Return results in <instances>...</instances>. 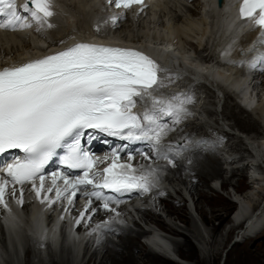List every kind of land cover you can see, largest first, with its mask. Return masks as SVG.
Wrapping results in <instances>:
<instances>
[{"label": "snow or ice", "instance_id": "6c2138e0", "mask_svg": "<svg viewBox=\"0 0 264 264\" xmlns=\"http://www.w3.org/2000/svg\"><path fill=\"white\" fill-rule=\"evenodd\" d=\"M106 4L125 10L136 5L139 12L147 7L146 0H106ZM55 8L54 0H24L19 8L16 0H0V17L4 18L0 29H31L47 39L44 33L57 28ZM239 16L261 30L250 49L255 55L226 62L264 72V0H242ZM121 19L123 13L98 21L95 30L106 34L103 25L110 22L115 28ZM52 43L64 47L0 68V155L13 150L20 153L11 162H0V208L8 213L5 224L14 226L10 201L23 206L27 186L49 210L61 203L63 213H70L82 195L86 203L74 223L89 227L87 234H96L99 248L118 232L117 224L124 223L118 220L123 215L118 211L122 197L152 192L169 166L175 168L178 160L192 165L204 153L215 154L225 138L183 133L179 126L193 116L189 106L195 103L194 88L190 85L186 91L163 94L162 88L183 79L184 74L163 67L145 52L85 41ZM231 48L222 56L228 57ZM240 53L244 55L243 48ZM137 99L145 103L143 113L133 112ZM173 132L182 134V142L165 143ZM97 134L126 143L112 149L110 157H94L83 147V140ZM130 144L144 148L129 151ZM121 152L127 154L124 163L118 162ZM136 155L144 162L133 164ZM54 157L63 168L80 171L75 176L62 169L53 171L50 183L46 182L45 168ZM109 159L106 167L97 168ZM156 194L165 193L159 190ZM95 202L99 207L93 206ZM101 208L112 215L91 227L90 221Z\"/></svg>", "mask_w": 264, "mask_h": 264}, {"label": "bare ground", "instance_id": "6f19581e", "mask_svg": "<svg viewBox=\"0 0 264 264\" xmlns=\"http://www.w3.org/2000/svg\"><path fill=\"white\" fill-rule=\"evenodd\" d=\"M184 1L186 3H189L191 0H184ZM56 2L60 9L59 11L58 10H55V11L60 12V13L61 12L65 13V15L63 13L62 15L64 16L65 23H66V31L68 33L65 34V32L59 31L58 26H57V28L53 30H49L46 33H44V35L47 37V39H44L41 37L40 34H38L37 32L31 29L23 30V31H12V30L0 29V67L10 66L14 63L24 62L26 61L28 56L36 55L38 54L39 51H43L47 48L57 47L61 45L59 43H52L53 40L58 42L63 39L66 41V43H68L70 39H72L73 37L74 38H88L89 36H97V37H100V39H102V37L111 35L115 38V40L118 43H127L129 45H136L137 47H140L141 50L143 51H146V52L151 51V54L154 55V57L158 59V61L163 62L164 65L167 66V68L171 69L173 72L179 71L181 73L184 72L187 74L189 73V69L192 68V70L197 76L201 72L205 74L207 73V75L209 76L207 79L209 85L218 89V91L223 96H225L227 92L228 94L226 97L230 100V102L233 101L231 97H237L238 99L237 102L242 103L246 109L250 108L251 113H252L251 115L254 114L255 116L254 118H252V116L250 115L251 118L254 120L251 123H249V124H252L250 129H246V125H247V122H246V124L243 123L244 131H242L240 130V127H238L236 124L238 121L237 115L232 114V113L230 114V112H228L229 111L228 105L227 106L225 105V109H226L225 118L230 119V120H233V119L236 120V122L233 121L234 123L232 126L237 127L239 132H241L242 134H245L251 131H256L258 133L260 132L257 126H258V121L260 123V126H261V123H263L264 121V93L261 95V98L257 99L259 96V93L254 92V90L252 89L250 90V87L251 86L254 87L256 85L257 83L256 78H258V76L261 74V71L259 69H255V70L251 69L248 67L247 64L243 67H240V66H233L226 62L227 59L248 60L250 59V56H254L255 53H250V49H252L253 46L255 45L257 38L260 36V31L258 29L249 31L251 30L250 25L246 26L244 25V23L235 24L234 13L229 8V4H231L232 0H225L226 4L225 6H223L222 11H219L221 9L217 10L214 7H212L209 4V2H207V0H196L195 2H190L191 6L184 4L180 2L179 0L177 1L176 0H147L146 1L147 7L145 8L143 12L136 11L130 14L123 13V19L120 20V22L117 24L115 28L111 26L110 22L107 25H103L106 34H99L96 32L95 30L96 22L102 21V20H108L109 17L121 13V12L113 11L111 8H109L108 5L106 4V0H73V2H71V0H56ZM22 4L23 3L18 2V7ZM71 6L72 7L74 6V9L80 12L82 16L84 28H87L86 29L87 31L85 32V34H80L78 29L75 27L74 20H73V13L70 12L68 9V7H71ZM181 6L185 7L186 12L193 13L194 16L201 17L203 15V18L200 20V17H199L198 23L194 21H190L188 22L189 23L188 26L185 25V26L177 27L175 28V30H173L174 29L173 27L168 25L166 28V35H163V34L160 35V31H158V28L164 27V25H167L169 23V18H170L169 14H172L173 12L180 13L178 9H183ZM192 6L198 9V12L194 8H192ZM155 8H158V9H155ZM168 9H170V11ZM3 19H4L3 17H0V20H3ZM54 23H56L57 25L56 20H54ZM133 26L136 27L135 28L136 31L132 30V28H134ZM70 28H76V30L70 31ZM193 32H195L196 35ZM190 42L193 45L191 47L196 51V54H197L196 59H193L194 57L190 59L185 58V53L188 52V50H186V45L187 43H190ZM218 42H221V45L218 46V49L216 52H218V56L221 62L214 61L213 59V56H215L214 54L212 55V57L208 56L207 58L201 53V52H205V50L207 49L210 50V48H212V52L215 51L216 50L215 48ZM229 45H232L231 53L232 52L233 53L231 57L226 58L222 56V53L225 51V49L228 48ZM256 47H257V51H259L260 50L259 46H256ZM241 48L244 49L243 56L240 53ZM201 59L204 60V64L203 63L201 64L202 62ZM189 60L191 61V63H188L190 62ZM211 60H212V63H211ZM192 63H196V64H192ZM182 81L183 79L178 80L175 83L168 84L169 89L172 86L173 87L175 86V88L178 89L180 87L178 84H180V82ZM261 84L264 85V82H261ZM205 87L206 86H204L203 92H202V88L201 87L199 88L200 92L204 94L205 96L199 98L200 104H198L197 102L198 105L196 104L193 109V111L198 112L199 115H201L199 111L203 109V106H204V102H203L204 99H208L209 101L212 100V103L214 105V110H215V106L217 102L218 103L220 102V99L218 98H216L217 99V102H216L213 99L215 94L208 87L206 88ZM163 90L165 91V88L161 89V91ZM236 106L233 105V107H236ZM223 107L224 106H222L221 111ZM212 112L213 111L211 110L208 111L210 115H212ZM203 113L204 111H202V115ZM192 117H194V115ZM207 118L209 119V117ZM196 120H198V118H196L195 121ZM217 120L218 118L216 119V122ZM191 124H194V123L191 122L190 118L188 122H184L182 127H185V129L186 128L187 129L186 131H183V133H195L196 127L199 128V126H202V124L204 123H201V122L198 124L196 123L195 126L194 125L192 126ZM190 125L191 127H189ZM204 126H207V125H204ZM210 127L212 126H209V128ZM174 133H177V132L169 133V135L167 136L168 138L165 137V143L172 142V141H179V140H176L177 138L175 139ZM217 134L219 136H223L225 139L228 138L227 135H224V134L222 135L219 132H217ZM256 134L254 136H256ZM260 134L264 135V129L262 133ZM176 136L181 137V133H177ZM200 136H207V135L201 134L197 137H200ZM241 138H243L245 142L246 140L248 141L246 142L247 145L245 146V144L239 140L241 145H244V147L241 146L242 151L246 153L247 155L249 154V156L251 157L249 158L251 159V166H253L254 170L255 168L261 170L259 171L258 176L257 175L254 176L255 178L252 175L250 177L252 180L257 181L255 183L258 185V189L260 190V191L258 190L259 193L256 194L258 196V200H257V196H256V200H255V197H253L254 199H252L253 192L250 194H245V196L243 197L244 199L238 198L237 200L238 209L236 208L235 212H233L234 219H239L240 222H242L243 220L242 222L243 226L241 230L246 228L245 232L247 230L248 232H251L256 226L258 227L264 223V204L263 205L261 204L263 203L261 200H263V197H264V160H263L264 155L262 154L264 149H259V147H256L253 142L248 140V138H245L243 136H241ZM226 147L227 146H225V148ZM139 148H144V145H141ZM230 148H228L230 152L228 151L226 152L222 150L223 154L221 158L216 157V153L219 154V152H221L220 151L221 149H217L213 157H210L212 156L211 153L209 154L204 153L199 157V159L195 160L192 165H188L187 163L183 162L184 160H178L177 166L175 168H171L169 166V172L171 171L173 174H175L176 177H178L181 181H183L184 187L186 190H188L190 197L192 196L194 197L195 195L198 194L202 199H204L202 196L203 194L199 193L198 186L199 184H204L205 186L206 185L208 186L207 178L211 177L214 174H217L215 173V169H214L215 168L214 165H216V162L217 163L222 162L223 165L224 164L229 165V167H227L229 171L226 173H228L231 177L234 176L236 172L245 170L244 163H243L244 155L242 154V156H239L237 154L238 151L236 150L231 151ZM120 156H121L120 163H124L127 161L126 153H120ZM138 156L140 155H136V157ZM142 162H144L143 158L140 159L139 163H137L135 160L132 161V163L135 165H139ZM158 163L166 164V161H159ZM185 172L186 174L187 172L190 173V174H187V176H189V180L182 179ZM170 177L173 179V175L170 176L167 173L166 175L163 176L162 179H164L168 183H173L174 181ZM210 183H211L210 187L208 188L210 190H213L214 189L213 185L216 184V179L215 181H210ZM28 188L29 186L26 187V190ZM159 190H160L159 187L157 189H154L152 191L153 196L148 197L149 199L155 198L152 201L153 203H155V201H157L159 204L163 203L164 209L168 213L170 209H172L174 206H177V205L179 206V203H175L174 201H170V203H164L163 202L164 198L162 197V195L156 194ZM163 191H166V189H163ZM136 196L138 198H145L139 194H136ZM148 198L146 197V199ZM135 199L136 198H134L133 201H135ZM193 200L194 199L192 198V201ZM259 200L261 201L260 204L262 206L259 207L260 208L259 212L255 214L257 207L260 205L258 203ZM157 202L156 204H158ZM63 203L67 204V201H64ZM85 203L86 201L80 204L77 198L75 200L74 205L72 206V211L70 213H63L61 203L58 202L55 206H53L51 210H49L46 207V205H42V204L38 205L36 203H33L32 197L29 195H25V203L23 206H19L15 204L14 201H10L12 211L14 212L15 214L14 216L16 217L15 225L12 226L14 228L20 227L18 225V223H20V219L22 220V222H25V224H27V221L30 218H31L32 226L33 225L36 226V221H34L33 219L35 216H37L38 219L42 218L40 221L46 227L44 231H42L41 228L38 229V232L41 235H45L43 236L44 238L52 239L53 237H55L57 235V230H58L60 223H61L60 225L61 228L65 226L69 228V231L64 235L66 239V243L61 245L58 252H54L51 249L52 243H49L48 241H43L44 238L42 239L44 244L43 243L40 244L34 238H26V241L24 243L25 245L24 252L26 254V257L28 259L30 257L31 258L30 260H32L31 255L34 257V261L28 260L27 264H89L91 262L92 264H129V263L133 264L137 262L136 257L130 251V248H134L135 250L138 251L139 249L138 243H137L136 238L132 237L130 232H127L129 230L122 229V228L120 229L118 228V224H117L118 232L114 235H110L112 237L108 236L105 242L102 244V246L97 248L96 247V234L89 236L87 233L90 231V228L87 227L83 223H81L80 225H75L74 218L79 215L80 211L84 210ZM257 204L259 205L257 206ZM93 206L99 207L98 202H95ZM37 208L39 209L40 215H37V211H36ZM153 208H156V205H154ZM122 209L124 210L125 206L119 205L118 211ZM134 209H136L138 213L140 212L142 214L141 220H143L145 223L146 222L155 223L154 225L156 224L162 225V223H164L167 225L166 222L164 221L162 222L160 219H157L156 217H154V213H152L149 209L146 210V209H143L142 207H136ZM251 209H252V212L248 213L250 212ZM195 210L200 214V216L204 220V216H205L204 211L201 208H196V207H195ZM61 215H64L65 217L63 220L60 219ZM109 215L111 214L106 213L101 208L95 214L93 219L90 221L91 227H95L96 224L100 223L101 221L105 219H108L107 217ZM29 216L31 217L29 218ZM191 216H192V213H191ZM178 220L179 222H181L180 218H178ZM134 222L136 221L133 220V224ZM181 223L186 224V222H181ZM185 224L183 225L186 227ZM150 225H147V226H150ZM168 225H167L168 226L167 231L170 234H175L179 232L173 229L172 227L173 225H170V224ZM1 229H2V225L0 222V230ZM29 230L32 231L28 227V231ZM191 232L193 233V235L196 234L195 236H197L196 238L198 239V241L201 242V245L203 246V251H205V253H209V252H206L207 249H209V251H212L213 253L212 257L213 258L217 257L218 253L221 251V246H222L221 242L220 244L215 246L214 245L215 242L213 241L211 237L212 240H210L211 242H209L208 244L205 242L204 238L200 235V233L196 231V228L193 227V230H191ZM148 233H146V231L144 230H140L138 231V237H140L141 235H147V236L152 235ZM169 237L171 238V236ZM147 240L150 241V237L147 238ZM152 240H156V242L151 243V245L153 247H157L159 251L161 252L164 251V246H167L168 249H170V246H172L170 243H168L167 241L163 239H159V238L157 239L153 237ZM37 244L41 246H37ZM33 245L35 248H38L39 250L38 251L33 250L32 249ZM82 245L84 246V249L81 254L80 248ZM0 246L3 252V253L0 252V264H8V260H7L8 254L12 255L13 253L16 255L15 257L18 258V254L15 248H13L12 251L9 248H7L4 239H1ZM53 246L54 248L56 247L55 243H53ZM186 247L189 248V245L187 244ZM181 248L182 246L179 244L174 245V249L178 255V259L180 260V262H183L184 264L185 260L180 257ZM89 252H90V255H89L90 257L87 258ZM143 252L145 253V259L151 264H156L159 261L161 262V260H163L164 258L166 259V256L162 257L156 254V252L152 253L146 250H144ZM164 252H167V251H164ZM160 258H163V259H160Z\"/></svg>", "mask_w": 264, "mask_h": 264}, {"label": "rangeland", "instance_id": "374dc122", "mask_svg": "<svg viewBox=\"0 0 264 264\" xmlns=\"http://www.w3.org/2000/svg\"><path fill=\"white\" fill-rule=\"evenodd\" d=\"M179 1L186 4V5L191 6L190 2H195L196 0H191L189 3H186L184 0H179ZM71 2H73V0H71ZM181 7L183 9H178L180 13L173 12L172 14H169L170 18H169V23L167 25H164V27L158 28V31H160V35L161 34L166 35V28L168 25L173 27L174 28L173 30H175V28H177V27H181V26H185V25L188 26L189 25L188 22H190V21H194L197 23L199 22L200 16H194L193 13L186 12V9L184 6H181ZM192 8H194V6H192ZM68 9L70 12L73 13V20H74L75 27L78 29L80 34H85V32L87 31L86 30L87 28H84L82 16H81L80 12L78 10H75L74 6L68 7ZM155 9H158V8H155ZM194 9L198 12V9H196V8H194ZM168 10L170 11V9H168ZM56 13H57V15L53 18V22H54V20H56L59 31L65 32V34H67L68 32L66 31L65 19H64V16L62 15V13L64 15H65V13L64 12H61V13L56 12ZM202 18H203V15L200 17V20ZM133 27L134 28H132V30H135L136 27L135 26H133ZM76 28H70V31H74V30H76ZM193 33L195 34V32H193ZM147 43H149V42H147ZM191 46H193L191 44V42L187 43L186 50H188V52L185 53V58L190 59V58L194 57L193 59H196V57H197L196 51ZM201 53L205 57L208 58V56L213 54L212 48H210V50L207 49V50H205V52H201ZM232 53L228 57H231ZM188 63H191V61ZM192 64H196V63H192ZM256 81H257L256 85L254 87L251 86L250 90L252 89V90H254V92H258L259 96L257 99H259V98H261V95L264 93V85L261 84V82H264V72L261 71V74L258 76V78H256ZM203 102H204V106H203V111H204L203 114L204 115H199L198 112H194V114H193L194 117L190 118L191 122L194 123V124H191L192 126L193 125L195 126L196 123L197 124L200 122L204 123V124H202V126H199V128L196 127V132H195L196 136H199L201 134H205L207 136H211L214 138L216 136H219L217 134V132H218V130H222L221 125L229 127V129H231L234 134L227 135L228 138H226L225 141L220 145V148H218V149H221L220 150L221 152H219V154L216 153V157L221 158V156L223 154L222 150H224L226 152L227 151L230 152L228 150V148H230L232 146L230 148L231 151L236 150V151H238L237 154L239 156H242V154L244 155L243 163H244L245 170L238 171V172H236V174L234 176L231 177L228 173H226L229 171V169H227V167H229V165H225V164L223 165L222 162H219V163L216 162V165H214L215 166L214 169H215V173H217V174H214L211 177L207 178L208 186L207 185L205 186L204 184H199V186H198L199 193L203 194L202 196L204 199H202L198 194L195 195L194 197L193 196L190 197L188 190H186L184 187L183 181H181L178 177H176L175 174H173L171 171L170 172L168 171L167 173L170 176L173 175V179L171 177L170 178L174 182L168 183L164 179H161L158 187L160 188V190L166 189V191H164L165 194L162 195V197L164 198L163 199L164 203H170V201H174L175 203H179V206L176 204L177 206H174L172 209H170L169 213L164 209L163 203L159 204L157 201H155V203H153L152 201L155 198L154 199L148 198V197L153 196L152 192L142 195L145 198H136L135 201L131 200V201H126V202L121 203L122 205L125 206V209L124 210L122 209L119 211L123 215L118 217V220H122V221H124V223L118 224V228L129 230L127 232H130L132 237L136 238L137 243H138V248H139L138 251L135 250L134 248H130V251L134 254V256L136 257V260H137V262L133 263V264H151L150 262H148L145 259V253L143 251L144 250L150 251V250L139 239L142 236L141 235L140 237H138V231H140V230H144V231H146V233H148V231H149L150 234H161L162 235L161 238L163 240L167 241L168 243H170L173 247L176 244L181 245L182 248L180 250V257L185 260L184 264H186V263H188V264H264V223L258 227L256 226L253 229V231H251V232H248V230L245 232L246 228L241 230V228L243 226V224H242L243 221L239 222L238 224L235 225L234 220H233L234 219V213L233 212H235L236 208L238 209V205H237L238 198L244 199L243 197L245 196V194H250L253 192L252 193V199H254L253 197H255V200H256V196H257L256 194L259 193V191H260L258 189V185L255 183L257 181L252 180L250 177H251V175L253 177L256 175L258 176V173L261 170L256 169V168L254 170L253 166H251V159H249L251 157L249 156V154L247 155L246 153H244L242 151L241 146L244 147V145H241L240 141H242L245 144V146H246V142H248V141L246 140V142H245L244 139L241 138V136L248 138V140L253 142L256 147H259V149H264L263 148L264 147V135H261L260 132L258 133L256 131H251V132L242 134L241 132H239L237 127L232 126L234 123L233 121L236 122V120H234V119L230 120V119L225 118V112H226L225 105L226 106L228 105V110H229L228 112H230V114L232 113V114L237 115L238 121L236 124L238 127H240V130H242V131H244V124H246V122H247L246 129H250L252 124H249V123L254 121L252 118H254L255 116H254V114L251 115L252 113H247L246 111H244L239 106L233 107V105L229 99H228V101L225 102V105H224L221 112H216L214 110V105L212 103V100L209 101L208 99H204ZM209 110L213 111L212 115H210L208 113ZM250 115L252 116V118ZM247 116H248V118H247ZM207 117H209V119ZM196 118H198V120L195 121ZM217 118H218V120L216 122ZM188 120L189 119H187V122H188ZM219 120H220V122H219ZM183 123L179 126L180 128L183 126ZM209 124H211V125H209ZM191 125L189 127H191ZM204 125H207L208 127L204 126ZM209 126H212V127L209 128ZM182 128H183V131H186V129H187V128L185 129V127H182ZM257 128L259 131L262 130L258 126H257ZM176 134L177 133H174L175 139L177 138L176 140H179L180 142H182L181 137L176 136ZM255 134H256V136H254ZM224 145L227 147L225 148ZM207 154H209V153H207ZM211 154H212V156H210V157H213V155H215L213 153H211ZM262 154L264 155V150H263ZM135 158H134V160L137 163H139L140 159L143 157L142 156H138V157L135 156ZM183 162L187 163L186 160H184ZM200 162H201V160H200ZM187 174H190V173L187 172ZM187 174L185 172L182 179L189 180V176H187ZM215 179H216V184L215 185L212 184L214 186L215 190L214 189L210 190L208 188V187H210V184H211L210 181H215ZM250 183L252 184V186ZM168 184H170V185H168ZM250 188L252 189V191ZM253 194H255V195H253ZM146 197L148 199H146ZM192 198L194 199L193 201H192ZM257 200H258V196H257ZM259 201H258L259 204L261 203V201L263 202L261 204L262 205L264 204V199L261 200L260 202ZM156 202L158 204H156ZM80 204H82V202ZM259 204H257V206ZM261 204L257 207V210L258 209L260 210L259 207L262 206ZM154 205H156V208H153ZM194 206L196 208H201L204 211L205 222H204L203 218L200 216V214L195 210ZM133 207L134 208L142 207L143 209H146V210L149 209L152 213H154V217H156L157 219H160L162 222L163 221L166 222L167 225L168 224L173 225L172 226L173 229H175V230H177V232L178 231L179 232L175 233V234H170L167 231V227L169 225L167 226L164 223H162V225L161 224L154 225L155 223H149V222L145 223L143 220H141L142 214L140 212L138 213L137 210L134 209ZM254 208H256V207H254ZM251 212H252V209L248 213H251ZM191 213H192V216H191ZM248 216H249V214H248ZM107 218H109V216ZM178 218H180L181 222H186V224L183 223L186 225V227L181 222H179ZM133 220L136 221V222H134V224H133ZM147 225H150V226H147ZM158 227H160V228H158ZM193 227L196 228V231H198L200 233V235L204 238L206 243L209 244V242H211L210 240L213 239V241L215 242L214 245L217 246L221 242V244H222L221 251L218 253L217 257L213 258L212 257L213 253H212V251H209V249H207V251H206L209 253H205V251H203V246L201 245V242L198 241V239L196 238L197 237V236H195L196 234L193 235V233L191 232V230H193ZM169 236H171V238ZM110 237H112V236H110ZM211 237H212V239H211ZM187 244L189 245V248L186 247ZM32 249L35 251L39 250L38 248H35L34 245L32 246ZM83 249H84V246L82 245V248H80L81 254L83 252ZM10 250L12 251L13 247ZM24 250H25V245L23 246V255L22 256L20 255L19 252L16 251L18 254V258L15 257L16 255L13 254L12 252H11L12 255L8 254L7 255L9 257V258L7 257L8 264L9 263L10 264H27L28 260H30L31 258L29 257V259H28L26 257ZM90 252H89L87 258L90 257L89 256ZM1 253H3V252H1ZM152 253H154V252H152ZM160 256L163 257V255H160ZM31 257H32V260H30V261H34V257L32 255H31ZM24 258H25V260H24ZM160 259H163V258H160ZM167 259L168 258L166 257V259L164 258L163 260H161V262L159 261L156 264H179V263L183 264V262H180V261H177L174 259H168V260ZM86 260H88V259H86ZM89 264H92V262ZM129 264H132V263H129Z\"/></svg>", "mask_w": 264, "mask_h": 264}, {"label": "water", "instance_id": "95a60500", "mask_svg": "<svg viewBox=\"0 0 264 264\" xmlns=\"http://www.w3.org/2000/svg\"><path fill=\"white\" fill-rule=\"evenodd\" d=\"M220 3H221V1L219 0V4H218L219 6H220Z\"/></svg>", "mask_w": 264, "mask_h": 264}]
</instances>
